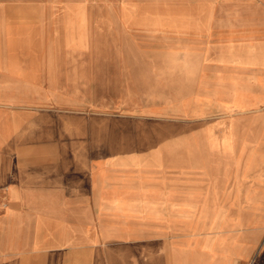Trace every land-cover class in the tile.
<instances>
[{
    "label": "crops",
    "instance_id": "crops-1",
    "mask_svg": "<svg viewBox=\"0 0 264 264\" xmlns=\"http://www.w3.org/2000/svg\"><path fill=\"white\" fill-rule=\"evenodd\" d=\"M160 2L0 0V264H264V36L168 67Z\"/></svg>",
    "mask_w": 264,
    "mask_h": 264
},
{
    "label": "rangeland",
    "instance_id": "rangeland-1",
    "mask_svg": "<svg viewBox=\"0 0 264 264\" xmlns=\"http://www.w3.org/2000/svg\"><path fill=\"white\" fill-rule=\"evenodd\" d=\"M170 2L161 0L159 3L160 10L158 11L127 13L143 19H155L157 17L158 20L169 21V25L173 22L179 25L126 29L127 32L136 33V40L138 41V44L128 43L127 49L129 51H159L164 54V56L159 55V59L170 57L168 64H166L171 67L173 66L171 63L181 64L182 60L177 58L180 54L198 50L201 47L207 50L212 49L221 39L229 37L245 40L248 36H264V0H186V6L177 0ZM167 7L174 10H164ZM184 7H186V11L182 9ZM203 8L207 10H203ZM180 21L184 24H181ZM201 23H206V26L180 27V24L202 25ZM134 38L132 40H135ZM139 41H141V44ZM148 62H151V60H148ZM163 67H165L164 64ZM100 94L96 93V98ZM142 94L147 95L145 92ZM113 95L116 101L119 94L114 93ZM176 95L177 99H181L186 96V93L178 92ZM161 96L162 94L159 92L158 98H161ZM140 97L144 96L139 95L138 98ZM126 99L130 102L129 96ZM114 114L116 113L113 112L112 115ZM119 114L121 113L119 112Z\"/></svg>",
    "mask_w": 264,
    "mask_h": 264
},
{
    "label": "built area",
    "instance_id": "built-area-1",
    "mask_svg": "<svg viewBox=\"0 0 264 264\" xmlns=\"http://www.w3.org/2000/svg\"><path fill=\"white\" fill-rule=\"evenodd\" d=\"M5 190L6 188L3 186H0V213L5 209L6 202H5Z\"/></svg>",
    "mask_w": 264,
    "mask_h": 264
}]
</instances>
